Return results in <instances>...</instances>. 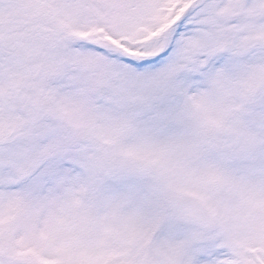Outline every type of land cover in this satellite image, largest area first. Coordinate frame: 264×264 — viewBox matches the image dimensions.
<instances>
[{
    "label": "snow or ice",
    "instance_id": "obj_1",
    "mask_svg": "<svg viewBox=\"0 0 264 264\" xmlns=\"http://www.w3.org/2000/svg\"><path fill=\"white\" fill-rule=\"evenodd\" d=\"M0 264H264V0H0Z\"/></svg>",
    "mask_w": 264,
    "mask_h": 264
}]
</instances>
